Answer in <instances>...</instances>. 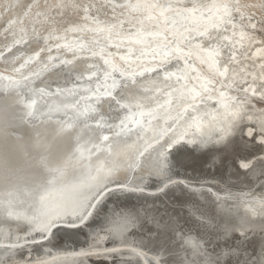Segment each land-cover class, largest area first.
<instances>
[{
	"label": "bare ground",
	"instance_id": "1",
	"mask_svg": "<svg viewBox=\"0 0 264 264\" xmlns=\"http://www.w3.org/2000/svg\"><path fill=\"white\" fill-rule=\"evenodd\" d=\"M0 53V243L5 245L0 262L136 264L133 249L146 251L138 245L151 226L141 227L145 217L167 209L199 218L214 207L241 217L261 199L259 168L253 176L237 175L206 164L196 152L178 154L184 166L166 195L152 186L151 174L164 160L161 145L167 148L170 139L182 138L191 149L227 126L234 112L244 114L247 124L264 113L259 102L264 0H0ZM106 71L111 73L107 79ZM108 90L119 93L117 99L128 107L110 102L104 96ZM246 96L249 104L232 107ZM21 99L37 101L28 124L21 123L28 111ZM141 109L151 111L150 124L148 115H138ZM132 112L144 123L142 138L138 127L125 121L132 131L122 139L135 144L109 153L117 125ZM101 115L100 122L111 128L98 127ZM192 117L200 122L199 130ZM69 123L78 126L75 131L58 134ZM103 134L108 142L98 138ZM37 140L40 152L33 147ZM170 151L176 153V147ZM41 154L64 168L44 206L32 194L48 177L36 163ZM97 167L103 169L98 179L104 178L99 187L91 179ZM109 168L114 169L110 175ZM136 186L144 191L127 190ZM9 200L14 213L39 214L55 202L64 205L63 215L46 234L24 233L16 227L22 222L4 216ZM88 203L94 207L81 222L80 205ZM136 214L141 220L134 219ZM254 240H259L258 229Z\"/></svg>",
	"mask_w": 264,
	"mask_h": 264
},
{
	"label": "snow or ice",
	"instance_id": "2",
	"mask_svg": "<svg viewBox=\"0 0 264 264\" xmlns=\"http://www.w3.org/2000/svg\"><path fill=\"white\" fill-rule=\"evenodd\" d=\"M20 42V40L14 41L15 44H19ZM35 55L38 57L40 53L36 52ZM93 55H96V53H93ZM62 63H71V61ZM104 63L108 64L109 61L104 59ZM24 66V64H21L20 68ZM48 67L45 64V69ZM14 70L19 71L20 69ZM113 71H118V69L113 67ZM226 71L227 69L225 68L224 72ZM220 74L223 75L224 73L221 72ZM91 75H95V72ZM110 75L111 73L105 72L106 79ZM0 79H3V77H0ZM8 79L11 78L8 77ZM22 79L27 80L28 77L24 76ZM112 87H118L115 81H113ZM261 87L264 89V86ZM28 90L30 92L33 91L31 88ZM2 91L3 89H0V92ZM38 91L44 93L43 88L38 89ZM244 91H247V89H244ZM118 94L114 95L111 90H108L104 93V96L117 106L127 108V104L121 103V99L123 98L117 99ZM251 95L256 96L257 90L254 89ZM221 96H223V93H221ZM259 102L264 103V90H260ZM18 103L28 110L25 116L21 117V123H30L27 117L34 115L33 110L36 107L37 101L35 99H28L27 101L21 99ZM76 103L78 104L79 101ZM249 103L250 100L246 96L238 104H233L232 107L236 109L240 104ZM67 106L65 105V107ZM72 106L75 107V105ZM191 107L194 111L196 110L195 105ZM87 111L88 109H85L80 112L79 116H84ZM136 115V112H132L129 116L120 120L119 125H117L120 131L113 134L112 141L107 145L109 153H111L113 148L118 149L121 146L130 148L135 144V141L130 142L128 139H122L127 132L132 131V128L125 121H130L133 126L138 127L137 137L142 138L145 131L144 123L139 119H133ZM138 115L140 117L148 115L150 117L148 120L149 124L151 123V118H153L151 111L145 113L142 109ZM230 119L231 122L227 126L216 130L214 137L202 140L199 144H194L191 149H188L187 145L182 144V138L170 139L166 142L167 148H165V145H161L159 156L163 157L164 160L158 165L157 170L151 174L152 186L157 189L159 194L166 195L167 190L172 185L178 183L173 181V176H178V169L184 166V162L178 158V154L182 151L199 153L200 156L206 158L204 161L206 164L210 163L213 167L224 166L233 169L235 174H242L245 177L256 175L257 169L259 168L258 179L264 181V113L251 124L245 123V115L241 112H234L233 117ZM248 119L251 120V117H248ZM102 120L103 115L97 121L98 127H112L110 124L101 123L100 121ZM192 123L199 130L200 122L196 117H192ZM77 127L73 123L62 124L58 130V134L74 132ZM83 127L87 128L88 126L84 124ZM76 138L79 140V136ZM98 138L104 142H108L110 139L107 134H103ZM189 143L192 142L189 141ZM33 147L37 152H40L42 145L37 140L33 144ZM148 147L150 148L151 144ZM173 147H176V153L170 151ZM146 151L147 149L139 152L138 155L143 156ZM36 163L50 177H46L44 183L38 184L32 189V194L37 197L36 202L44 206L52 197L55 191L53 185L63 176L64 168L61 166H53L48 158L42 154ZM102 170V167H97V176L91 177L92 180L97 182V187L104 184L103 177L98 179ZM113 171V168H109L107 169V174L110 175ZM179 183L182 184V182ZM260 187L264 189V182L261 183ZM127 190L130 192L139 191L141 193L144 191L143 188L138 186L131 187ZM84 199H87V197ZM11 203V200L7 201V207L3 210L4 216L5 218H15V220L22 222L17 223L16 227L18 231L24 233L36 232L46 234L63 215L64 205L60 203L54 202L46 210L33 215L14 213L11 211ZM80 207L84 209L79 215V219L83 222L91 215L87 209L93 208L94 205L88 203L86 205L81 204ZM197 211L199 210L197 209ZM128 215H132V213H128ZM134 219L141 220L138 214L135 215ZM181 220H183V223ZM148 224H151V226L146 230V239L142 238L138 245L140 249H146V251L133 249V252L137 256L136 264H264V193L261 194L259 201L249 206V212L241 217L233 216L226 211L217 212L215 207L212 209L211 214L199 213V218L193 217L190 213L187 214V218H184L180 213H169L165 209L163 214L158 212L150 220L145 217L141 223V227ZM257 229L259 235L258 241L254 240L255 235H257ZM119 230V228L116 229V231ZM15 246L9 245L8 247ZM0 247H5V245L0 243ZM250 248L252 251L249 250ZM112 251H115V249H112ZM148 253H152L151 257H149ZM0 264H6V262H0Z\"/></svg>",
	"mask_w": 264,
	"mask_h": 264
}]
</instances>
